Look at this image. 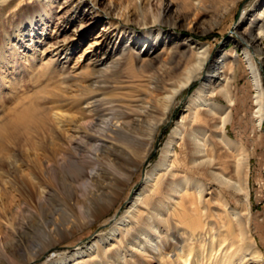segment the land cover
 I'll return each mask as SVG.
<instances>
[{
  "label": "bare ground",
  "instance_id": "1",
  "mask_svg": "<svg viewBox=\"0 0 264 264\" xmlns=\"http://www.w3.org/2000/svg\"><path fill=\"white\" fill-rule=\"evenodd\" d=\"M85 1L91 6L90 13L86 16L93 17L89 26L104 20L101 30L88 41L84 33L91 27L83 28L70 41L65 37H56L41 52L49 57L48 61L42 62V67H50L48 63L60 56H63V64L71 62L58 72L55 89L50 91L60 105L65 98L76 100V108L67 113L61 112L56 122L60 133L72 139L71 151H77L82 144L88 145L89 142H93L90 146L95 152L107 154L111 149L120 150L129 160L128 179H132L148 161L160 126L168 120L174 101L194 82L199 80L201 84L188 98L184 111L160 148L158 160L143 173L140 188L130 199L125 213L114 219L113 228L108 235L98 236L90 245L78 247L69 255L54 257L61 242L74 231L92 223L111 202L98 206L94 215L76 224L68 220L61 229L53 223L48 231L54 241L14 264H34L41 258H45L42 264H183L182 261L187 262L192 250L196 249L195 245H203V236L207 232L214 238L208 244L213 251L215 242H225L229 237L233 221L239 226L247 218L245 215L249 217V155L242 147L236 154L235 142L227 134L231 119L229 105L234 102L233 83L239 71L238 54L229 48L223 50L220 56L214 57L210 53L209 45L162 28L161 25L170 16L174 26H177L178 21H185L190 12L199 9L200 0H183L180 3L182 10H185L183 13L179 9L180 5L173 0H124L117 5L108 0L103 8H99L100 0L78 2L81 4ZM37 2L39 23L46 24L40 34L46 35L45 31L51 27V16L55 13L52 9L55 0ZM69 2L70 0H62V6H58V9ZM234 4V1L224 3L221 16ZM245 12H241L238 23L244 25L240 32L246 43L243 57L255 91V115L260 125L264 119V88L253 53L256 51L260 54L263 51L261 41L264 39V1L254 7L247 19ZM130 22L136 23L141 31L128 27ZM60 30L55 31L61 32ZM246 30L247 34H244ZM72 32L76 33V30ZM117 40L120 44L115 42ZM251 49L254 51L251 52ZM14 51L13 48L4 50L5 55L0 59L3 72L6 71L9 58L16 53ZM25 66L29 69L37 67L33 55L25 59ZM123 67L128 70V75H122ZM49 73L48 70L42 74ZM94 78L102 79V82L108 78L115 79L120 87L126 86L120 85L123 83L133 87L139 85L136 83L138 80L147 81L145 85L147 84L150 102L141 103L138 113L135 111L133 114H125L119 110L124 105L122 98L115 97L105 109L117 112L119 117L113 118L109 115L99 121L97 111L94 113L98 106L89 109L90 104L95 102L94 96H86V93L91 92L90 87L105 88L96 86L94 82L88 83L87 80ZM216 95L225 98L228 105L214 102L212 99ZM83 117L88 118L86 126L78 125ZM26 120L29 121L18 114L10 124L16 128L25 125ZM141 121L145 122V126L140 134L136 132L137 134L130 135L131 140L119 143L120 145L115 144L122 132L131 133L128 130ZM58 145L55 144L52 150L54 156L61 151ZM180 146L184 150L183 161L177 151ZM46 148L40 163L42 182H38L42 187L35 189V185H30L37 191L34 194L38 201L46 198L49 192L45 189L47 185H42L44 180L49 181L52 172L65 161L62 156L60 164H48L50 152ZM228 159H231L230 162ZM223 189L242 196L245 212L238 213L231 207ZM213 196L219 198L225 212L231 210V213L227 212L226 218L225 214L222 215L212 208L210 202ZM1 223L0 221V227ZM1 250L0 238V255ZM174 251H178L175 258ZM240 258V262L243 261L241 255ZM149 260H154V263ZM212 264L219 262L215 260Z\"/></svg>",
  "mask_w": 264,
  "mask_h": 264
},
{
  "label": "rangeland",
  "instance_id": "2",
  "mask_svg": "<svg viewBox=\"0 0 264 264\" xmlns=\"http://www.w3.org/2000/svg\"><path fill=\"white\" fill-rule=\"evenodd\" d=\"M78 1L70 0L64 7L58 9V6H62V0H55V6L52 8L55 13L49 22L51 27L45 31L46 35H41L45 23H39L37 0H0V59L5 55V49L13 48L16 52L9 58L10 61H7L5 72L0 67V221L2 222L0 238L3 250L0 255L1 264H8V261L9 264H14L24 260L30 256V253L40 251L53 242L48 231L49 227H53V223L61 229L68 220L76 224L94 215L102 205H108L111 202L112 204L93 219L92 223L74 231L61 242L54 257L69 255L78 247L90 245L98 236L108 235L113 228L114 219L125 213L130 205V199L140 188L143 173L158 160L160 148L184 111L188 98L201 84L199 80L194 82L174 101L168 120L160 126L148 161L139 168L132 179H128L129 160L124 153L119 152L120 150L111 149L107 154L100 153L101 151L95 152L90 146L93 142H89L88 145L82 144L77 151H71L72 139L60 133L56 122L61 112L67 113L76 108V100L65 98L60 105V102L50 93L55 89L58 72L71 62L63 64V56H60L59 59L48 63L50 67H42L44 66L42 62L48 61L49 57L46 54L42 55L41 52L56 37H65L70 41L81 32L80 30L91 27L84 33L88 41L96 35L98 30H101L105 21H98L94 26H89L93 17L86 15L90 13L91 6L88 1L81 4ZM107 1L100 0L99 8H103ZM110 1L117 5L124 0ZM173 1L180 5L179 9L183 13L185 10H182L180 4L183 0ZM232 1L235 4L221 16L224 3ZM263 1L200 0L199 9L190 12L185 21H178L177 26H174L173 18L170 16L171 18L167 17L161 25L170 33L180 34L209 45L210 53L214 57L220 56L223 50L229 48L234 49L238 54L239 71L233 83L234 102L229 105L231 119L227 126V134L235 142L236 154L242 147L249 155V217L245 215L247 218L239 226L233 221L230 235L227 234L229 237L225 242H219L221 244L215 242L213 251L208 244L214 238L208 232L205 233L203 245L201 247L195 245L196 249L192 250L187 262L182 261L183 264L198 262L212 264L215 260L219 264H264V119L259 125L255 115V91L243 57L246 43L241 38L240 32L244 29V25L238 23L243 10L246 11L245 19H247L254 7ZM62 26L65 28L60 30ZM128 27L141 31L134 22H130ZM74 29L76 33L72 32ZM247 32L248 30L244 34ZM115 42L120 44L118 40ZM261 46L263 51L260 54L253 49L251 52L254 51V61L261 74L264 88V39L261 41ZM30 55H33L36 68L29 69L25 66V59ZM0 66L3 64L0 63ZM48 70L49 74H42ZM127 72L128 70L123 67L122 75L125 76ZM123 79L126 80V78ZM83 81L87 83L86 80ZM87 81L89 84L94 82L96 86H105L101 89L90 87L91 92L86 93V96H94L95 102L90 104L89 109L92 110L96 108V105L98 106L94 113L97 111L99 121L109 115L113 118L119 117L120 114L117 112L105 109L115 97L122 98L124 105L119 110L124 111L125 114H133L135 111L138 113L141 103L150 102L147 84L145 85L147 81L138 80L136 83L139 85L133 87L128 86V83L120 84L126 85L120 87L119 83L112 78L104 79V82L96 78ZM121 93L124 95L122 96ZM212 100L223 106L228 105L226 99L219 95ZM151 103L153 104L152 101ZM18 114L29 121L26 120L25 125L15 128L10 123ZM87 123V117L78 121V125L82 126H86ZM144 126L145 122L141 121L128 130L131 133L122 132L115 144L120 145L119 143L131 140L130 135L140 134ZM55 144H59L57 147L61 149L55 154L57 157L52 151ZM45 147L47 152L51 153L48 154L50 158L48 164L52 162L60 164L62 156L65 157V161L63 160V165L53 171L56 174L52 172L49 181L44 180L42 185H47L45 189L49 192L46 198L38 201L37 195L34 194H37V191L32 187L34 185L35 189L42 187L38 185V182L41 181L40 163ZM177 151L179 158L183 161L182 146L177 147ZM223 192L236 212H245L241 202L242 196L230 190L223 189ZM210 203L212 208L222 215L225 214V218L228 215L227 212L231 213L230 209L225 212L217 196H213ZM15 229L16 232H14ZM9 247H12V250ZM241 247L242 250H239ZM173 253L175 258L178 251ZM240 255L243 257L241 262ZM49 258L51 259L52 256ZM44 260L45 258H41L34 264H42ZM149 261L154 263V260Z\"/></svg>",
  "mask_w": 264,
  "mask_h": 264
}]
</instances>
